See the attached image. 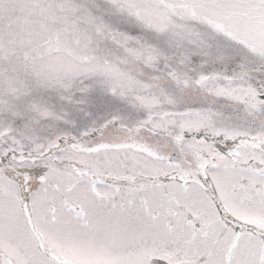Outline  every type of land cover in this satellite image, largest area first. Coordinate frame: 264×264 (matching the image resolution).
Returning a JSON list of instances; mask_svg holds the SVG:
<instances>
[{"label": "snow or ice", "instance_id": "obj_1", "mask_svg": "<svg viewBox=\"0 0 264 264\" xmlns=\"http://www.w3.org/2000/svg\"><path fill=\"white\" fill-rule=\"evenodd\" d=\"M0 264H264V0H0Z\"/></svg>", "mask_w": 264, "mask_h": 264}]
</instances>
